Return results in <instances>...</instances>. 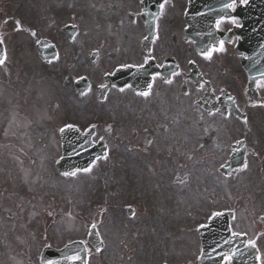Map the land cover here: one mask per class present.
<instances>
[{
	"label": "flooded vegetation",
	"instance_id": "1",
	"mask_svg": "<svg viewBox=\"0 0 264 264\" xmlns=\"http://www.w3.org/2000/svg\"><path fill=\"white\" fill-rule=\"evenodd\" d=\"M6 1L9 14L21 10L20 1L1 0V6ZM31 6L32 25L13 23L0 34L4 60L12 52L10 42L21 45L29 36L36 60L49 73L62 62L74 65L59 70L79 99L85 91L74 81L87 74L86 62L92 60L95 100L108 112L126 101L113 100L120 89L104 76L117 67L142 65V74L150 76L148 95L134 92L130 83L123 90L146 106L128 120L111 117L129 123L132 139L144 135L143 141L168 142L170 150L175 143L181 155L186 149L187 160L175 167L173 183L180 185L203 166L208 200L226 211L232 231L250 246L254 241L256 258L264 264V0H46V7ZM41 39L51 44L46 61L37 50ZM97 253L89 250V259Z\"/></svg>",
	"mask_w": 264,
	"mask_h": 264
},
{
	"label": "rangeland",
	"instance_id": "2",
	"mask_svg": "<svg viewBox=\"0 0 264 264\" xmlns=\"http://www.w3.org/2000/svg\"><path fill=\"white\" fill-rule=\"evenodd\" d=\"M19 1L21 10L15 14L3 15L2 9L9 7L7 1L0 3L1 34L10 31L16 21L13 15L25 25L33 24L32 2L46 7V0ZM10 43L12 52L0 66V264H35L44 244L85 240L91 224L97 227L104 247L91 256L90 264H191L198 253L191 231L207 215L205 205H211L204 167L189 173L181 186L174 184L175 167L187 160L186 149L181 155L175 143L170 150L168 142L163 146L143 141L144 135L132 139L126 122L106 134L108 151L89 171L58 174L54 170L60 154L58 126L46 124L49 117L68 114L84 121L102 111L104 118L128 120L131 112L135 115L146 103L134 102L127 90L119 91L111 97L114 101L124 98L125 104L117 103L108 112L95 102L94 87L83 99L76 98L59 70L73 64L55 65L51 74L46 64L36 60L29 36L21 45ZM93 67L95 63L87 60L85 69L89 72ZM50 84L55 85L54 91ZM52 100L58 105L52 106ZM153 133L159 137L160 132ZM200 176L205 181L197 184ZM192 184L199 187L194 198H188ZM179 186L182 189L174 193L173 187ZM170 194H175L174 199ZM130 204L134 212L127 215L125 206Z\"/></svg>",
	"mask_w": 264,
	"mask_h": 264
},
{
	"label": "water",
	"instance_id": "3",
	"mask_svg": "<svg viewBox=\"0 0 264 264\" xmlns=\"http://www.w3.org/2000/svg\"><path fill=\"white\" fill-rule=\"evenodd\" d=\"M89 143L90 142L87 138L79 142H63V154L56 163L57 169L60 172L73 173L76 169L87 168L98 153L102 154L101 150H95V148L101 146L100 144L88 147ZM199 230L201 239V253L195 264H222L226 253L223 251V249L219 251L215 248H212L213 245L210 243L208 235L205 234V226L201 227ZM88 240L93 246H100L97 235L93 229H90ZM76 255H78L80 258L76 260L75 263L72 262V259H66L67 257ZM49 260L56 261V264H86V253L84 246L80 241H73L60 250H55L51 247H45L40 263L47 264V261Z\"/></svg>",
	"mask_w": 264,
	"mask_h": 264
},
{
	"label": "snow or ice",
	"instance_id": "4",
	"mask_svg": "<svg viewBox=\"0 0 264 264\" xmlns=\"http://www.w3.org/2000/svg\"><path fill=\"white\" fill-rule=\"evenodd\" d=\"M161 8H163V4H161V6H160ZM227 7H232V5H227ZM218 25H219V22H218ZM34 34V33H33ZM145 39H148V37H145ZM219 50H223L222 49V47L219 49ZM207 56H211V52H208L207 53ZM147 62V61H146ZM4 63V60L3 59H0V64H3ZM140 67H142V65L140 66ZM157 75H159V74H157ZM169 83L171 82V81H168ZM151 87V85H149V88ZM121 91H123V89H121ZM141 95H148V93L147 92H143V93H141ZM61 131H63V129L61 130ZM245 167H246V165H245ZM90 169H84V171H89ZM69 173H65V175H68ZM71 175H75V173H71ZM217 215H220L219 213H217ZM249 243L252 245V246H254V241H249ZM97 251H99V248L97 249ZM80 257L78 256V255H76V256H72V257H69V259H72V260H78ZM258 259H259V257H258ZM47 264H56V261H52V260H49V261H47Z\"/></svg>",
	"mask_w": 264,
	"mask_h": 264
}]
</instances>
